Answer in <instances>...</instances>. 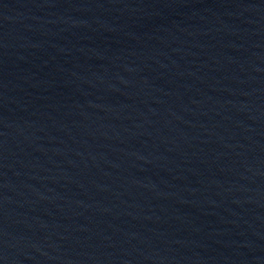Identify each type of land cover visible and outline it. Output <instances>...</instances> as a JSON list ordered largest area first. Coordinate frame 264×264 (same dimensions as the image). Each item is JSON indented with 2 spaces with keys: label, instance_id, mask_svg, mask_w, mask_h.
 I'll use <instances>...</instances> for the list:
<instances>
[{
  "label": "water",
  "instance_id": "obj_1",
  "mask_svg": "<svg viewBox=\"0 0 264 264\" xmlns=\"http://www.w3.org/2000/svg\"><path fill=\"white\" fill-rule=\"evenodd\" d=\"M0 264H264V0H0Z\"/></svg>",
  "mask_w": 264,
  "mask_h": 264
}]
</instances>
